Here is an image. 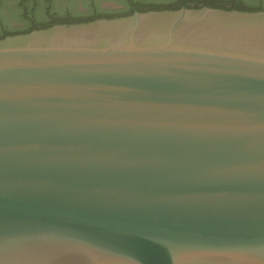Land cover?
Instances as JSON below:
<instances>
[{
    "label": "water",
    "instance_id": "obj_1",
    "mask_svg": "<svg viewBox=\"0 0 264 264\" xmlns=\"http://www.w3.org/2000/svg\"><path fill=\"white\" fill-rule=\"evenodd\" d=\"M0 264H264V12L0 40Z\"/></svg>",
    "mask_w": 264,
    "mask_h": 264
},
{
    "label": "trees",
    "instance_id": "obj_2",
    "mask_svg": "<svg viewBox=\"0 0 264 264\" xmlns=\"http://www.w3.org/2000/svg\"><path fill=\"white\" fill-rule=\"evenodd\" d=\"M18 11L10 19L0 18V40L8 37L28 35L33 31L45 30L56 25H76L98 20H113L132 16L136 12L176 11L181 8L195 9L207 7L239 12H264V0H181L174 6L147 7L135 0H15ZM116 2L123 5V10H109L101 7L102 3ZM59 3L61 6L59 7ZM3 0H0V10ZM78 6L87 12L71 11L68 6ZM75 7V8H76ZM64 9V10H63ZM15 24V25H14Z\"/></svg>",
    "mask_w": 264,
    "mask_h": 264
},
{
    "label": "rangeland",
    "instance_id": "obj_3",
    "mask_svg": "<svg viewBox=\"0 0 264 264\" xmlns=\"http://www.w3.org/2000/svg\"><path fill=\"white\" fill-rule=\"evenodd\" d=\"M67 1L68 0H64V2H67ZM120 1L125 3L126 0H120ZM135 1L147 7H152V6L166 7V6H174V5L181 4V0H135ZM198 1H199L198 3H202L201 2L202 0H198ZM76 6L77 5L75 6L72 5V6H68V8H70V10L72 9L71 11L87 12L85 9H82L79 6L77 8ZM59 7L62 10L64 5L61 6L59 3ZM101 7L105 9H109V10H123L124 9L123 5H119L116 2H105L101 4ZM17 11H18V8H17L15 0H3V4L0 10V18L4 17L6 19H10L13 16V14H16Z\"/></svg>",
    "mask_w": 264,
    "mask_h": 264
},
{
    "label": "flooded vegetation",
    "instance_id": "obj_4",
    "mask_svg": "<svg viewBox=\"0 0 264 264\" xmlns=\"http://www.w3.org/2000/svg\"><path fill=\"white\" fill-rule=\"evenodd\" d=\"M191 7H194V6H191Z\"/></svg>",
    "mask_w": 264,
    "mask_h": 264
}]
</instances>
